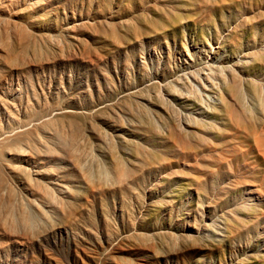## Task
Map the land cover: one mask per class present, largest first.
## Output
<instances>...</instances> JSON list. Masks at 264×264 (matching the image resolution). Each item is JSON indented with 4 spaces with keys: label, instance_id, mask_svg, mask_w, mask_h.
Masks as SVG:
<instances>
[{
    "label": "rangeland",
    "instance_id": "1",
    "mask_svg": "<svg viewBox=\"0 0 264 264\" xmlns=\"http://www.w3.org/2000/svg\"><path fill=\"white\" fill-rule=\"evenodd\" d=\"M262 143L264 0H0V264H264Z\"/></svg>",
    "mask_w": 264,
    "mask_h": 264
},
{
    "label": "bare ground",
    "instance_id": "2",
    "mask_svg": "<svg viewBox=\"0 0 264 264\" xmlns=\"http://www.w3.org/2000/svg\"><path fill=\"white\" fill-rule=\"evenodd\" d=\"M200 74H202V72L200 73ZM204 74V73H203ZM208 75V74H207ZM212 76V75H211ZM214 77H215V75H214ZM219 77V76H218ZM217 84V83H216ZM257 135V134H256ZM248 137V136H247ZM259 139V138H258ZM254 140H255V138H254ZM258 141V140H257ZM257 143V142H256ZM261 143V142H260ZM257 144H259V141H258V143ZM262 144H264V143H262ZM256 147H258L259 148V146H256ZM260 150H262V149H260ZM259 150V151H260ZM264 150V149H263ZM260 153L262 154L261 156L263 157V161H264V151H260ZM260 155V154H259Z\"/></svg>",
    "mask_w": 264,
    "mask_h": 264
}]
</instances>
